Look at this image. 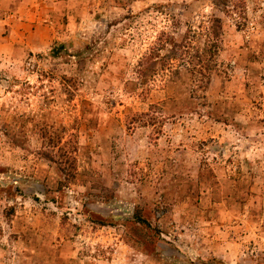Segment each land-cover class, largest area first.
<instances>
[{
	"label": "rangeland",
	"instance_id": "rangeland-1",
	"mask_svg": "<svg viewBox=\"0 0 264 264\" xmlns=\"http://www.w3.org/2000/svg\"><path fill=\"white\" fill-rule=\"evenodd\" d=\"M30 8L64 27L0 56V264H264V0H0L2 35Z\"/></svg>",
	"mask_w": 264,
	"mask_h": 264
},
{
	"label": "crops",
	"instance_id": "crops-1",
	"mask_svg": "<svg viewBox=\"0 0 264 264\" xmlns=\"http://www.w3.org/2000/svg\"><path fill=\"white\" fill-rule=\"evenodd\" d=\"M56 1L66 4V0ZM53 11L54 14H57L55 10ZM1 25L0 56L8 53L16 54L17 50L38 51L50 43L52 39L60 37L59 32L64 27V24L60 27L54 20L47 19L43 15L41 8H30L25 17H20V20L15 21L10 26V34L8 36L2 35L3 26Z\"/></svg>",
	"mask_w": 264,
	"mask_h": 264
},
{
	"label": "trees",
	"instance_id": "trees-1",
	"mask_svg": "<svg viewBox=\"0 0 264 264\" xmlns=\"http://www.w3.org/2000/svg\"><path fill=\"white\" fill-rule=\"evenodd\" d=\"M212 25L210 26V33L212 36H218V22L219 19L216 17L211 18ZM74 135H70V137L66 140V144L64 143L61 146H58L56 150H47L42 153V156L52 162H54L57 166V169L62 174V186H66L69 184L72 179H74L76 173L75 167V158L74 153L76 151L74 145ZM56 146V145H54ZM135 219L140 224H145L148 226V222L139 215L135 216Z\"/></svg>",
	"mask_w": 264,
	"mask_h": 264
}]
</instances>
